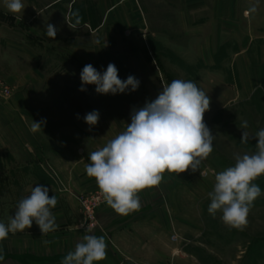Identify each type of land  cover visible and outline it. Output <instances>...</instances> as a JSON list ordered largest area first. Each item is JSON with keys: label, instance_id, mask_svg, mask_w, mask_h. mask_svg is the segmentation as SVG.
Here are the masks:
<instances>
[{"label": "rangeland", "instance_id": "rangeland-1", "mask_svg": "<svg viewBox=\"0 0 264 264\" xmlns=\"http://www.w3.org/2000/svg\"><path fill=\"white\" fill-rule=\"evenodd\" d=\"M65 3L66 8L70 6L64 30L58 31L61 39L57 36L52 40L45 34L46 23L54 18H40L36 27L0 24V222L7 225L18 202L26 197L29 173L56 185L61 193H70L53 164L36 155L39 168L29 169L28 158H34L33 153L26 147L18 151L20 142L33 141L34 134L43 130L32 131L33 116L58 114L59 108L44 107L45 92L69 98L70 113L88 112L93 99L100 105L109 100L116 111L130 116L134 108L156 99L172 80H190L210 97L204 122L215 139L213 151L200 170L164 174V194L173 187L179 200H183L175 204L176 210L185 218L193 215L194 236L188 238L190 246L201 249L199 256L188 254L174 264H264V176L254 181L261 195L242 230L226 226L219 212L213 218L207 211L215 174L234 165L235 153L256 151L255 139L246 144L240 142L241 122L248 121L246 131L250 137L264 128L263 20L259 21L263 25L257 27L242 26L244 22L238 21L233 26L226 12H220L219 17V12L203 11L202 0ZM109 63L116 66L121 80L129 75L138 79V89L115 95L98 94L95 85L79 90L85 65L91 64L103 74ZM88 194L102 198L94 210L95 225L90 228L85 226V212L77 200ZM76 200L82 212L83 230L98 229V211L106 203L101 192L83 193ZM179 223L184 231L185 222L180 219ZM36 229L32 225L8 236L26 235Z\"/></svg>", "mask_w": 264, "mask_h": 264}, {"label": "clouds", "instance_id": "clouds-1", "mask_svg": "<svg viewBox=\"0 0 264 264\" xmlns=\"http://www.w3.org/2000/svg\"><path fill=\"white\" fill-rule=\"evenodd\" d=\"M10 13H21L25 6L22 0H5ZM21 17L17 16V19ZM70 27V26H69ZM74 27V26H73ZM58 28L46 24L45 34L55 40ZM80 91L86 85H95L98 94L136 91L140 81L129 75L126 80L118 76V69L109 63L101 74L91 64L80 73ZM210 108V97L190 80L174 79L163 86L156 99L143 107L133 109L131 122L126 129L109 140L102 148L88 153L89 163L85 172L96 181L106 204L119 215H128L140 208L139 193L160 185L165 172L181 174L196 172L213 151L215 136L204 122ZM90 126L97 125L99 112L93 110L85 115ZM43 121L34 122L32 131H38ZM247 120L241 122L240 142L246 144L256 140L254 153H235L233 166L215 174L213 190L208 193V213L213 218L219 212L221 221L230 228L242 230L255 200L261 195L260 187L254 183L264 176V128L249 136ZM58 201L49 196V188L37 184L30 195L18 202L13 217L6 225L0 222V241L9 233L15 234L30 229L33 222L43 235L58 230L56 216L51 209ZM83 227V222L81 223ZM86 233L91 229L85 228ZM107 255V244L103 235L85 234L81 242L69 251L61 264H99Z\"/></svg>", "mask_w": 264, "mask_h": 264}, {"label": "crops", "instance_id": "crops-1", "mask_svg": "<svg viewBox=\"0 0 264 264\" xmlns=\"http://www.w3.org/2000/svg\"><path fill=\"white\" fill-rule=\"evenodd\" d=\"M65 2L66 0H41L36 3L35 0H22L25 9L13 14L6 8L5 0H0V24L36 27L40 18H54L58 23L50 20L46 24L62 26L58 28L61 33L64 30L66 11L70 6L66 8ZM202 10L219 12V17L220 12H226V18L232 20L233 26L237 21L244 22L242 26L251 27L263 25L260 20L264 22V0H202ZM242 12L247 15L243 17ZM17 16L21 18L17 19ZM244 18L250 19L249 22H245ZM57 36L60 37L58 32ZM44 94V107L59 108L58 114L44 115L41 118L33 116L32 122H44L41 127L43 130L36 132L35 137L31 136L33 141L27 144L20 142L18 151L26 147L33 153L34 158H28L29 169L39 168L36 155L53 164L62 185L70 193H61L56 185L41 180L34 172L29 173L26 196L30 195L31 189L37 184L47 186L49 196L55 195L58 201L51 211L56 216L59 228L43 235L33 222L36 230L28 231L26 235L8 236L0 241V264H4V261L14 264H61L65 255L74 250L85 234L105 237L107 255L99 264H174L184 260L188 254L199 256L201 249L190 246L192 242L188 238V235L194 236L196 221L192 214L186 218L179 216L175 204L183 200H179L173 187H169L166 191L168 193L164 194L163 180L159 186L139 193L141 206L138 210L128 215H119L105 203L98 211V229L89 233L83 230L82 212L76 196L100 192L96 181L85 172V165L90 162L88 153L102 148L124 131L131 119L128 113L116 111L109 100L100 105L92 99L88 104V112L70 113L67 110L70 108L69 98L61 94L55 96L51 92L49 95L46 92ZM93 110L99 112V121L90 130L84 117ZM187 201L193 202L189 199ZM180 219L185 222L184 231L180 227Z\"/></svg>", "mask_w": 264, "mask_h": 264}, {"label": "built area", "instance_id": "built-area-1", "mask_svg": "<svg viewBox=\"0 0 264 264\" xmlns=\"http://www.w3.org/2000/svg\"><path fill=\"white\" fill-rule=\"evenodd\" d=\"M77 200L82 205L84 209L85 216V226L92 227L95 225L94 210L97 209L98 204L101 202L102 198L100 195L88 194L84 196H78Z\"/></svg>", "mask_w": 264, "mask_h": 264}]
</instances>
